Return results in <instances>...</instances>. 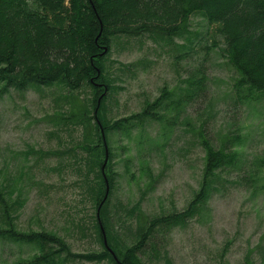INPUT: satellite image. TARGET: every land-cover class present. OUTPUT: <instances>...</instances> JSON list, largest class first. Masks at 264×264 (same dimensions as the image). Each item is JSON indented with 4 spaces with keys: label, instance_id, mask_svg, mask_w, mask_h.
<instances>
[{
    "label": "rangeland",
    "instance_id": "rangeland-1",
    "mask_svg": "<svg viewBox=\"0 0 264 264\" xmlns=\"http://www.w3.org/2000/svg\"><path fill=\"white\" fill-rule=\"evenodd\" d=\"M124 1L136 4V0ZM216 28L200 14H191L172 38L115 36L104 62L110 86L104 99L106 119L141 116L162 89L170 90V98L181 105L178 118L167 100L164 109L156 112L162 120L147 118L130 135H107L110 158L103 164L109 163L106 173L113 177L107 210L117 243L131 245L135 239L128 216L133 208L140 223L147 217L184 213L202 172L204 152L196 137L200 124L214 144L228 132L241 136L236 146L241 168L224 175L222 187L196 215L181 218V225L162 227L145 243L141 255L145 264H264V192L258 187L264 182V99L237 94L239 76L225 58ZM199 82L203 85L194 93L193 84ZM89 92L87 87L80 99L90 98ZM62 103L56 100L55 89L0 87V178L22 177L23 184L26 177L20 168L27 149L50 152L49 156L54 155L59 138L81 140L80 131L72 127L49 134L53 110ZM57 163L47 158L34 171L32 182L23 184L19 198L24 202L13 207V228L53 231L66 239L74 254L99 250L93 228L96 207L76 176L63 177L52 170ZM250 173L257 178L255 189L244 180ZM16 196L13 193V200ZM31 249L0 241V264H23L33 254Z\"/></svg>",
    "mask_w": 264,
    "mask_h": 264
},
{
    "label": "trees",
    "instance_id": "trees-1",
    "mask_svg": "<svg viewBox=\"0 0 264 264\" xmlns=\"http://www.w3.org/2000/svg\"><path fill=\"white\" fill-rule=\"evenodd\" d=\"M124 2L0 0L1 89L6 91L13 86L21 90L27 86L55 89L56 100L63 103L53 110L49 134L71 127L81 134V140L59 138L54 155L47 156L50 152L45 151L36 154L40 149H27L20 168L21 176L26 177L23 184L32 182L34 171L40 170L47 158L58 160L52 170L62 173L63 177L76 176L96 207L93 228L100 245V249L92 253L74 254L66 239L53 231L15 230L13 207L17 209L24 202L19 198L24 186L22 177L1 176L0 241L29 245L33 254L23 264H73L76 260L145 264L141 259L145 243H150L162 227L181 225V218L196 215L222 187L224 175L241 168V156L236 149L241 136L228 132L219 144H214L206 126L200 124L196 137L204 152L202 172L198 189L184 213L147 217L140 223L133 208L128 216L135 228V239L131 245L117 243V237L112 234L115 225L107 210L113 182V177L106 173L109 163L103 164L105 158H110L107 135L112 132L130 135L143 126L147 118L157 116L158 121L162 120L163 115L156 112L164 109L167 100H170L169 110L178 118L181 105L170 98V90L162 89L160 97L147 105L141 116L116 121L103 116L104 99L110 87L104 62L115 36L150 34V37L172 38L180 34L182 24L191 14H200L209 25L217 27L225 58L239 76L237 94H244V99H264V0H136L132 5L122 4ZM188 83L190 93V80ZM201 85L202 82L193 84L194 93ZM87 87L90 98L80 99ZM76 180L72 183L76 184ZM244 180L249 189H255L256 175L250 173ZM107 187L108 195L104 199ZM258 187L264 192V182ZM15 192L17 196L13 200ZM100 226L108 248L103 244Z\"/></svg>",
    "mask_w": 264,
    "mask_h": 264
},
{
    "label": "water",
    "instance_id": "water-1",
    "mask_svg": "<svg viewBox=\"0 0 264 264\" xmlns=\"http://www.w3.org/2000/svg\"><path fill=\"white\" fill-rule=\"evenodd\" d=\"M103 52H106V49H105ZM105 160H106V158H105ZM107 195H108V187H107V189H106V194H105L104 199H106ZM103 201H104V200H103ZM98 213H99V210H97V215H98ZM100 229H101V234H102V237H103V244H104V246H105L106 248H108V247H107L106 237H105V234H104V231H103L102 226H100Z\"/></svg>",
    "mask_w": 264,
    "mask_h": 264
}]
</instances>
